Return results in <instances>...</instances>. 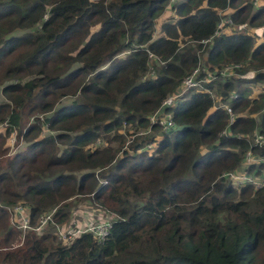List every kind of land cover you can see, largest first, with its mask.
<instances>
[{
	"label": "trees",
	"instance_id": "trees-1",
	"mask_svg": "<svg viewBox=\"0 0 264 264\" xmlns=\"http://www.w3.org/2000/svg\"><path fill=\"white\" fill-rule=\"evenodd\" d=\"M259 1L253 8L251 0H176L168 6L167 0H0V121L7 118L9 133L10 124L22 127L25 115L50 112L44 121L52 132L29 143L30 161L53 150L29 180L7 158L0 194L23 200L32 221L72 191L85 195L90 182L84 183L98 169L103 181L86 195L116 214L102 241L90 233L68 243L49 230L29 234L23 246L0 251V264H264V185L234 186L221 175L238 168L249 148L257 160L247 171L264 178V142L250 146L254 129L264 135V89L250 97L247 86L264 83ZM166 7L169 15L158 24ZM225 8L234 25L261 26V39L236 28L214 34ZM199 60L208 69L240 63L238 72L252 70L253 76L205 82L214 96L189 89L171 107L172 128L150 124L151 113ZM231 91L235 97L228 99ZM62 93L74 98L60 106ZM225 101L236 112L227 128ZM71 118H79L77 125L70 126ZM123 121L135 127L128 135L147 129L120 155L111 146L86 147ZM63 125L69 132L54 131ZM34 130L32 121L27 131ZM121 136L110 135L119 139L118 150ZM55 141L65 146L54 157ZM9 201L0 197V204ZM65 205L56 207L54 220L67 217ZM2 212L0 205L6 241L12 227Z\"/></svg>",
	"mask_w": 264,
	"mask_h": 264
},
{
	"label": "rangeland",
	"instance_id": "rangeland-1",
	"mask_svg": "<svg viewBox=\"0 0 264 264\" xmlns=\"http://www.w3.org/2000/svg\"><path fill=\"white\" fill-rule=\"evenodd\" d=\"M172 2H173V0H167L166 6H168L169 4H172ZM251 3H252V7L255 8L256 5H259L260 1L258 0L257 3H254L253 0H251ZM229 9L230 8L223 9V11L220 12L221 16H224V14L228 13ZM167 12H168V9L166 7L162 10L161 15L156 19V21H159L162 17H164L167 14ZM95 28H96V26L93 27V29H95ZM235 28L240 29L242 31H246V30L252 31L254 34L256 32L257 34H255L256 36L254 37L256 42H258L261 39V36L259 35V33L261 34V26L252 27V26H247L244 24L237 25V26L232 25V29H235ZM198 65H205L206 66V64H204V62L201 60H199ZM263 69H264V67H263ZM228 71H229L228 77L232 76V77H239V78L247 79V78L253 76L252 70H247V71L245 70L243 72L239 71L237 74L234 72H230V69H228ZM218 78L219 77H217V79ZM221 79H224V78H221ZM260 84L264 85V83H255V82L247 84L248 89H249L248 94L250 97L257 95L258 92H260L264 89V86L260 85ZM209 91L214 96V94H215L214 87L209 88ZM72 98H74V95L63 94V93L59 94V95H57L56 104L60 105V106L63 104H67L71 101ZM0 100H2L1 95H0ZM223 104L229 105V103L227 101H225ZM231 110H232L233 114H236V112L232 108H231ZM49 113L50 112L45 111V112H36V113H34L32 115H28V116L25 115L24 118H20V121H19V123L22 124V127L19 125L15 126L14 124H10L11 125V131L9 133L6 130L7 124L9 123L7 121V118H3L0 121V172H2V170L4 169V167L7 164L6 159L11 158V159H14L13 164L18 169L17 172H19L20 174H24L25 180H29V178L33 174L35 168L42 166L46 162L44 159V154L47 152H50V154H51L53 151L52 149L50 150V148H45L42 151L43 152V157H42L43 159L41 158V156H37L34 161H30V158H29L30 157V150L28 149V145L32 141L36 140L38 137L47 135V134L52 132V131L50 132V130L47 127L48 124L44 121V118H46V116ZM0 116L5 117V115L3 113L0 114ZM33 118H37V119L33 120ZM148 120H149V118H148ZM32 121H34L35 125H37V131L34 130V131L28 132L27 126L29 124L31 125ZM78 121H79V118H71L69 121V124H70V126L71 125H77ZM62 127L63 128H57L54 131L69 132L68 130H66L67 128H69L68 126L63 125ZM144 129L145 128L138 127L136 133H134L132 135H128L127 130L133 131V130H135V127H133L130 124V122L123 121L122 124L120 125V127H118L117 129H111L109 133L104 132L103 134H100L94 141L88 143L86 145V147L95 148L97 146H100V147L111 146V149L115 150L114 155L116 154V156H118L122 153V150L127 147L128 142L131 140V138L135 134H144L145 133L147 128L145 130ZM151 131H153V130H151ZM115 133L122 134L121 137H122L123 145L121 146V148L119 150H118L119 144H120L119 139H110V135L111 134L115 135ZM262 136L264 138L263 134H262ZM155 137H156V139H158L160 136L158 133H156ZM64 146L65 145L63 143L55 141L54 157L59 155V152L64 148ZM4 149H6V150H4ZM20 164H22V165H20ZM51 168H58V167L52 166ZM61 169L63 170V172L65 174L74 173L73 170L67 169L65 167H61ZM97 171H98V169H94L95 175L93 176V178L88 179V181H85V183H84L85 185H87L88 182H90V187L88 188L86 194H88L90 191H91L90 193L92 194V190L96 187V185L98 183H102L101 181H103V179L101 177H99V172H97ZM75 174H77V173H75ZM93 180H95L94 187L91 186ZM24 183L26 184V182H24ZM252 187L253 188H259L261 186L256 187L253 185ZM61 188H64V187H61ZM68 192L69 191H66L65 194L68 195ZM74 193H76V192L72 191V193H70L68 196H66L62 200L58 201V203H56V205L51 206V208H49V209L42 210L41 212H39L34 217V219L32 221H30V216H29V212H28L29 207H28V205H26V203H24L23 200H21L19 198L15 199L10 194H3V195L0 194L1 198L3 197L5 200H10L9 202L4 203V204H0V205L2 206L3 216H6L8 226L12 227V229L8 231L6 241L4 239H2L3 235H2V232H0V251L6 250V249L12 250L18 246H23L22 245L23 241L25 240L27 235L32 234L34 236H38L42 232H45L48 230H49L48 233H50V234L53 233L51 235L54 236L56 241L68 243L67 241L71 240L72 238L69 240H62V239L58 238L57 237V228H60L62 226H67V225H72V226L81 225V224L87 225L91 222H97L101 219H106V218L112 219V218L116 217V214H113L111 211L99 208V205L96 202L101 201V199H99L95 202H92V199H89L86 194L83 196H74ZM62 202H65V204L67 205V206L66 205L64 206L65 210L67 211V209H68L69 212H68L67 217H65L62 220V222H58V221L53 219V215L56 211V207L59 204H61ZM14 207H18V209H20L23 213H26L28 215V224L27 225H25V226H19L18 225L17 214L14 212ZM52 208H55V210L51 216V219L48 220L44 226H39L38 224H39L41 218L43 217V215H45ZM37 226H39V227L36 228ZM1 227H2V224L0 223V230H1ZM84 233H90L93 236V234L90 231L81 232L79 235L84 234ZM79 235H77V236H79ZM77 236H75V237H77ZM93 238H94V236H93ZM3 244H5V246H3Z\"/></svg>",
	"mask_w": 264,
	"mask_h": 264
},
{
	"label": "built area",
	"instance_id": "built-area-1",
	"mask_svg": "<svg viewBox=\"0 0 264 264\" xmlns=\"http://www.w3.org/2000/svg\"><path fill=\"white\" fill-rule=\"evenodd\" d=\"M176 1V0H173ZM258 0H253L254 3H257ZM232 25L234 23L232 22L231 18L229 16H221L216 24V28L214 30V34H219L221 32H229L232 30ZM211 36L205 39H201L200 41L205 43L209 41ZM151 55V53H149ZM240 67V63H231L226 64L224 66L214 68V69H208L205 65H197L194 68L191 69L189 73H187L180 82L179 88L172 93L167 94L160 102L159 107L154 110L151 115L149 116V122L155 123L159 126V128L163 131L168 130L174 126V120L172 119V111L171 107L175 104V102L184 95V93L189 89H195V88H202L204 90L209 91L207 88H205L204 83L208 81H212L219 78H226L229 76V71L238 73V68ZM151 71V70H150ZM235 97V93L229 92L228 99H232ZM224 102H220V105L225 109L227 112V121L225 127L233 121L236 114L232 113L231 107L228 104H223ZM231 110V111H230ZM226 129H222L219 133H225ZM238 135V134H237ZM239 136V135H238ZM264 142V138L262 134L257 131L256 129L253 130L251 134V144L252 145H259ZM150 144H146L145 147H149ZM257 158H253L249 148H247L243 154L242 159L239 164V169H230L226 170L221 173L223 177H225L229 182L234 186H242L246 184L254 185V186H262L264 185V178H259V176L250 173L247 171V167L249 164L255 162ZM246 168V169H245ZM55 208H52L49 210L43 217L41 218L39 222V226H44L48 220L51 219V216L54 212ZM14 212L17 214V222L19 226H25L28 224V215L26 213H23L18 207H14ZM37 226L36 228H38ZM110 219H101L97 222H91L89 224H81V225H67L62 226L60 228H57V237L62 240H69L77 235H79L81 232L84 231H90L94 238L97 241H102L106 238L109 229H110ZM81 231V232H80ZM80 232V233H79ZM79 233V234H78Z\"/></svg>",
	"mask_w": 264,
	"mask_h": 264
},
{
	"label": "crops",
	"instance_id": "crops-1",
	"mask_svg": "<svg viewBox=\"0 0 264 264\" xmlns=\"http://www.w3.org/2000/svg\"><path fill=\"white\" fill-rule=\"evenodd\" d=\"M168 15H169V11L167 12V14H166L164 17H162L159 21H157V23H158V22L160 23L162 20H164L165 18H167ZM159 23H158V24H159Z\"/></svg>",
	"mask_w": 264,
	"mask_h": 264
}]
</instances>
